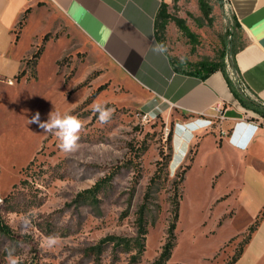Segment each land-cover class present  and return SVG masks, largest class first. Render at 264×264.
I'll return each mask as SVG.
<instances>
[{"label":"rangeland","instance_id":"374dc122","mask_svg":"<svg viewBox=\"0 0 264 264\" xmlns=\"http://www.w3.org/2000/svg\"><path fill=\"white\" fill-rule=\"evenodd\" d=\"M202 1L204 10L198 0L163 1L169 19L157 42L177 71L224 63L239 43L224 1ZM22 16L15 31L23 28L29 52L18 78L27 81L0 86V223L10 233L0 232V264H152L166 241L175 181L189 163L179 186L175 245L164 264H225L259 215L250 217L252 197L241 190L244 163L213 135L178 131L173 119L180 112L116 73L55 7L37 1ZM104 109L111 114L102 122ZM37 111L41 121L52 111L76 116L83 124L78 150L61 151L55 135L29 124ZM226 117L224 107L214 108L203 117L204 133L227 135ZM104 177L109 183L91 203L83 192ZM143 203L139 254L118 239L137 237Z\"/></svg>","mask_w":264,"mask_h":264},{"label":"crops","instance_id":"0c3cea01","mask_svg":"<svg viewBox=\"0 0 264 264\" xmlns=\"http://www.w3.org/2000/svg\"><path fill=\"white\" fill-rule=\"evenodd\" d=\"M37 1L63 14L71 30L100 52L116 73L149 91L166 107L177 109L180 117L173 122L178 131L201 130V139L213 135L219 145L235 153L245 167L241 190L252 197L249 213L256 217L264 205V119L252 107L254 103L238 93L225 69L201 78L172 68L154 35L155 17L165 0H0V86L14 89L27 81L25 76L16 78L29 47L24 50L21 43L23 28L15 31V27ZM227 1L241 35L232 54L233 66L263 106L254 105L264 110V0ZM219 106L227 111L221 126L229 128L222 137L217 131L204 133L202 129L203 117ZM258 163L263 171L254 166ZM263 255L264 216L233 264H257Z\"/></svg>","mask_w":264,"mask_h":264},{"label":"trees","instance_id":"16d2710c","mask_svg":"<svg viewBox=\"0 0 264 264\" xmlns=\"http://www.w3.org/2000/svg\"><path fill=\"white\" fill-rule=\"evenodd\" d=\"M199 3V7L200 9L204 10V5H202L203 1L202 0H198ZM166 3L162 2L159 6V9L157 11L156 17H155V21H154V35H155V39L157 41V39L159 38L160 33L164 30V27L169 19V15L166 11ZM23 18V16H22ZM232 20H233V24L239 28V25L236 23V21L234 20V18L231 16ZM19 25L21 24V21L19 20ZM174 23L176 24V26H178L180 29H184V25H183V21L180 18H175L174 19ZM39 52V49L37 50V52L34 53L33 56H36ZM235 49L232 50V54H234ZM174 70H178L175 67H172ZM199 69H201V71L199 72ZM23 70V69H22ZM21 70V71H22ZM215 70H221L224 71V63L221 62H214V63H209V62H201L198 64V71L193 69V70H189V71H182V72H186V73H193L195 75L200 76L201 78L207 76L208 74H210L211 72L215 71ZM21 71L18 73V75L16 76V78L19 77V75L21 74ZM254 110L256 112H258L260 114V116L262 117V119H264V110L263 109H259L257 107H254ZM30 164V163H29ZM190 163L184 165L181 168L180 174H179V178L178 180L175 181V192H174V196L172 199V219L169 223L168 226V230H167V237H166V241L162 246V249L158 255V257L154 260V262L152 264H164L170 257L172 249L175 245V233H174V229H175V223L177 221V216H178V204H179V199L181 197V193L179 190V186L183 180V175L185 174L186 170L189 168ZM137 177L138 175H136L134 177V182L137 181ZM157 176L155 174V176H152L150 179V185H152V183H154L157 179ZM107 179H110V177H104L100 180H98L90 189H86L83 194L85 198H88L91 203H96L97 199L96 197V193L98 192V190L100 189V187L105 186L109 183V181ZM149 185V187H150ZM148 192V191H147ZM147 193L144 195V200H146L147 198ZM95 205V204H94ZM145 212H146V206L145 204H141L138 207V210L136 212V227H137V237L132 238V239H126L125 241L118 239L119 242H121V244L119 245L118 242H116L115 246H121L123 249H130L132 248H138V253L140 254L141 250H143V237L146 233V220H145ZM264 214V209L261 210L259 212V215H257L255 222L248 228V230L246 231V234L244 235L243 241L240 244V247L234 252V254L232 255V257L225 263V264H233L236 259L240 256L241 251L243 246L248 242L251 233L253 232V230L255 229L256 225L258 224L260 218L263 216ZM0 232L6 236H8L10 238V233L8 231V228L3 225L2 223H0ZM113 237H109L106 238L108 240H112ZM102 242L106 241L101 240ZM136 256V255H135ZM132 256V259L134 260L136 257Z\"/></svg>","mask_w":264,"mask_h":264},{"label":"clouds","instance_id":"9594fccd","mask_svg":"<svg viewBox=\"0 0 264 264\" xmlns=\"http://www.w3.org/2000/svg\"><path fill=\"white\" fill-rule=\"evenodd\" d=\"M110 114V109H104L101 112V121H106L110 117ZM28 123L37 124L45 134L55 135L59 141L58 146L61 151L73 153L78 150L80 132L83 129V124L76 116L52 111L48 114V119L46 121H41L40 113L37 111L35 115L28 120ZM12 264H15L14 260Z\"/></svg>","mask_w":264,"mask_h":264},{"label":"built area","instance_id":"2783aa9c","mask_svg":"<svg viewBox=\"0 0 264 264\" xmlns=\"http://www.w3.org/2000/svg\"><path fill=\"white\" fill-rule=\"evenodd\" d=\"M224 1V6L229 7L228 5V1L227 0H223ZM224 69L226 70L229 79L232 81L233 85L235 86V88L237 89L238 93L241 94V96L247 100L252 101L254 104H258L257 99H255L247 90V88L243 85V83L240 81L237 72L235 71V68L233 66L232 63V57L228 58L227 56L225 57L224 60ZM8 84L12 83V80H7ZM250 98H252L253 100H251ZM259 106H263V105H259ZM217 108V107H215Z\"/></svg>","mask_w":264,"mask_h":264}]
</instances>
